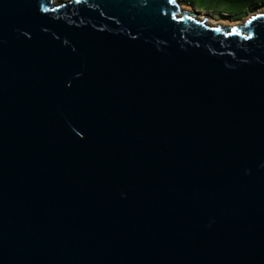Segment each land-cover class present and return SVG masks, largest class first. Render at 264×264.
Listing matches in <instances>:
<instances>
[{"label":"water","instance_id":"95a60500","mask_svg":"<svg viewBox=\"0 0 264 264\" xmlns=\"http://www.w3.org/2000/svg\"><path fill=\"white\" fill-rule=\"evenodd\" d=\"M0 264H264V11L0 0Z\"/></svg>","mask_w":264,"mask_h":264},{"label":"trees","instance_id":"16d2710c","mask_svg":"<svg viewBox=\"0 0 264 264\" xmlns=\"http://www.w3.org/2000/svg\"><path fill=\"white\" fill-rule=\"evenodd\" d=\"M181 3L201 11L225 14L230 20L245 18L264 6V0H181Z\"/></svg>","mask_w":264,"mask_h":264},{"label":"rangeland","instance_id":"374dc122","mask_svg":"<svg viewBox=\"0 0 264 264\" xmlns=\"http://www.w3.org/2000/svg\"><path fill=\"white\" fill-rule=\"evenodd\" d=\"M56 1H66V0H56ZM178 1H179L180 6L182 8L190 10V11H193V12H196L198 18L201 17V19L209 20L210 22L213 21V22L217 23V25L220 24L222 26H230V27H233V26H236V25H241L249 16L248 15L245 18H242V19H239V20H230V19H228L226 17L225 14L214 13L212 11L197 10V9H195L193 7L183 5L181 3V0H178ZM258 10H259V12L264 11V6L261 7L260 9H258Z\"/></svg>","mask_w":264,"mask_h":264},{"label":"bare ground","instance_id":"6f19581e","mask_svg":"<svg viewBox=\"0 0 264 264\" xmlns=\"http://www.w3.org/2000/svg\"><path fill=\"white\" fill-rule=\"evenodd\" d=\"M178 1V0H177ZM178 3H179V1H178ZM179 5H180V3H179ZM262 12V11H261ZM218 25H220V24H218ZM215 26H217V23H215Z\"/></svg>","mask_w":264,"mask_h":264}]
</instances>
